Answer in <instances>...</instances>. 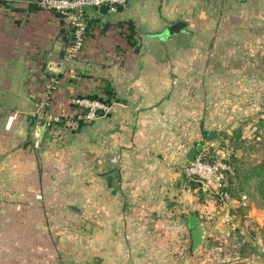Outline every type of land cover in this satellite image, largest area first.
<instances>
[{"label":"crops","instance_id":"0c3cea01","mask_svg":"<svg viewBox=\"0 0 264 264\" xmlns=\"http://www.w3.org/2000/svg\"><path fill=\"white\" fill-rule=\"evenodd\" d=\"M85 10L84 48L64 62L70 33L58 14L33 0H0V264H219L204 249L239 207L264 225V162L247 164L244 140L264 112V0ZM128 22L135 45L125 39ZM178 23L181 32L163 40ZM69 71L77 80L66 79ZM56 74L60 105L71 95L103 96L105 87L113 95L104 115L56 137L44 130L39 142L31 92ZM211 132L231 145L228 189L258 184L227 202L195 194L183 173ZM203 202L216 204L212 222L198 215L208 239L186 255L187 218Z\"/></svg>","mask_w":264,"mask_h":264},{"label":"built area","instance_id":"2783aa9c","mask_svg":"<svg viewBox=\"0 0 264 264\" xmlns=\"http://www.w3.org/2000/svg\"><path fill=\"white\" fill-rule=\"evenodd\" d=\"M131 0H38L41 9L58 14L69 30L70 37L63 49V61L68 62L80 56L86 41V16L84 9L107 5L109 12H116L118 6H124ZM68 81L77 80L74 71L65 76ZM60 85L59 76L52 75L43 80L39 87H34L31 99L34 101V120L44 125L50 136L56 137L64 131H73L81 123H90L108 111V104L103 100L89 98L87 95H71L66 105H60L55 96ZM14 115L8 117L5 129L9 130ZM231 150L228 146H215L212 156L199 152L192 161L183 167L188 180L197 182L202 192L212 199L226 201L230 193L226 190L227 180L235 175L230 161ZM37 198H41L40 195Z\"/></svg>","mask_w":264,"mask_h":264},{"label":"rangeland","instance_id":"374dc122","mask_svg":"<svg viewBox=\"0 0 264 264\" xmlns=\"http://www.w3.org/2000/svg\"><path fill=\"white\" fill-rule=\"evenodd\" d=\"M18 105L22 109L29 108V103H26L25 101H20ZM250 123H252L253 127L248 130L247 136L244 139L245 141L247 138L250 140V143L245 145V147H247L245 151L248 152L246 155L248 165L257 164L258 161L264 162V112L262 118L259 117L254 120H250ZM203 143L206 144V146L202 151L203 153H207L209 155H213L212 150H214L215 146H231L230 142H228L229 144H226L216 140L210 142L203 140ZM210 143L212 144L210 145ZM30 148L34 151V153H32L37 156L40 152V147L36 144V139L31 141ZM249 153L254 155H250ZM60 155L63 157L65 156L64 153H60ZM31 156L33 155L31 154ZM236 178L238 179V176H236ZM246 185L249 188H236L235 191L229 187L228 192L231 196H238L243 193L247 194L254 185L258 186L256 182ZM227 201L228 200L224 202ZM257 202V204L264 206V200H257ZM212 204L215 203L203 202V206L199 214L196 212V214L201 215V217H203V221H206L207 223L212 222V219L215 217ZM244 220H246L248 224H244V228L242 229V221ZM250 220L244 210V207H239L234 216H231L228 221H224V223L228 224L225 232L221 233L219 236L214 235V239H211L209 244L206 246L207 249H204V252L210 258L209 261L213 262L215 260L218 261L219 264H264V225L260 227L256 222ZM237 245L240 246V248H238ZM242 245L246 246L245 252L243 253L241 251ZM189 253V250L186 249V255H190ZM242 258H244L243 262L241 261Z\"/></svg>","mask_w":264,"mask_h":264},{"label":"water","instance_id":"95a60500","mask_svg":"<svg viewBox=\"0 0 264 264\" xmlns=\"http://www.w3.org/2000/svg\"><path fill=\"white\" fill-rule=\"evenodd\" d=\"M98 12L106 16L109 13V8L107 5H100L98 7ZM182 30V25L180 23L174 24L170 27H168L164 34L161 36L163 40L165 39H172L174 34H177L178 32H181ZM44 130L45 127L44 125H40L38 127V134L37 138L39 139V142H41L42 137L44 135ZM217 138V134L215 132H211L207 137L206 141L210 142L214 139ZM203 149V144H198L196 145L195 148H193L188 156L189 161H192L193 158L201 152ZM112 176H114L115 172L110 173ZM187 224H188V229L190 232V251L192 254H196L198 251H200L204 245L207 242V235H206V227L205 225L200 222V219L197 214H189L187 218Z\"/></svg>","mask_w":264,"mask_h":264},{"label":"trees","instance_id":"16d2710c","mask_svg":"<svg viewBox=\"0 0 264 264\" xmlns=\"http://www.w3.org/2000/svg\"><path fill=\"white\" fill-rule=\"evenodd\" d=\"M1 1L3 3H5L6 1H11V0H1ZM33 1H34V4L36 6H38V4L36 3L38 0H33ZM120 7H122V6H118L117 7V10ZM84 12H85V16H86V10L85 9H84ZM88 21H90V23L92 22L91 20H88ZM88 21H87V26H86V33H88V31H90L89 30L90 29V26H88ZM91 25H92V23H91ZM127 30H128V32L125 35V39H126L127 43L129 45H135V43H136V39L134 38L135 28H134V25L131 22H128L127 23ZM102 94H103V96H98V95H95V94H93V95H87V96L89 98L103 100L104 102L108 103L109 100L112 98V95H113L112 92H111V90L108 87H105L103 89ZM30 125H33V122L32 121H31ZM212 152L214 153V150H212ZM205 154H207V153H205ZM207 155L208 156H212V155H209V154H207ZM187 183H188L189 187L191 188V190H193L195 192V194L199 195L200 197H202L204 195V193L201 190L200 185L197 182H195L193 180H188L187 179ZM226 190L228 191V187H226ZM216 200L217 201H221L218 198H216ZM237 247L240 248V246H238V245H237ZM241 247H242V249H241L242 253L245 252L246 246L245 245H242ZM189 252H190V250H189ZM241 261L243 262L244 261V258H242Z\"/></svg>","mask_w":264,"mask_h":264}]
</instances>
